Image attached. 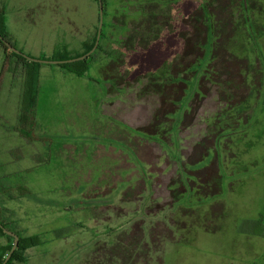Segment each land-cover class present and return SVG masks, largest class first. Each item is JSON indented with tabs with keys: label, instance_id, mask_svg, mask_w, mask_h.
<instances>
[{
	"label": "rangeland",
	"instance_id": "374dc122",
	"mask_svg": "<svg viewBox=\"0 0 264 264\" xmlns=\"http://www.w3.org/2000/svg\"><path fill=\"white\" fill-rule=\"evenodd\" d=\"M168 1L107 0L102 48L113 56L93 58L86 75L42 65L32 140L20 132L23 79L0 78V192L19 196L3 190L17 183L30 191L0 202V215L43 240L16 264H91L117 238L143 240L152 264H264V238L252 232L264 214V0L221 2L232 15L226 46L240 65L238 92L215 85L225 76L206 62L208 76L191 80L174 118L161 122L169 107L154 117L162 104L160 79L147 77L154 70L133 77L130 63L122 69L112 58H128L122 34L125 51L141 41L158 52V13L166 8L174 19L182 4ZM0 7L16 45L34 58L76 54L98 33V0H0ZM2 60L0 51V75ZM19 137L24 154L12 152ZM137 140L151 147L149 163L135 155ZM125 247L114 250L126 258Z\"/></svg>",
	"mask_w": 264,
	"mask_h": 264
},
{
	"label": "trees",
	"instance_id": "16d2710c",
	"mask_svg": "<svg viewBox=\"0 0 264 264\" xmlns=\"http://www.w3.org/2000/svg\"><path fill=\"white\" fill-rule=\"evenodd\" d=\"M174 1L182 3L181 6L177 8L174 19L168 20V17H173V14L172 12H165V8L158 13V16H162V18L156 20V23H154L160 31L158 36L160 37L159 40L162 45L158 52L153 51V48H151L149 44H141V41L135 44L132 50L127 46L125 51L124 47L128 40L127 36L124 37V34H122L123 38L120 40L122 45L121 53L126 56L128 55V58H120L119 60L112 58V61L121 62L120 66H122V69H125L124 65L127 64L128 59V63L131 64L130 66L134 67L132 71L133 77L146 75L148 70H154L152 72L153 74H148L147 77L151 76L160 79V94L162 99V104L155 111L154 117L156 118L161 115L166 106L169 107V110L164 112L163 119H159L161 122H167V118L168 120L174 118V113L179 110L180 101L185 97V93L187 92L185 86H189L191 80H193V83L195 81H199L200 83L203 78L208 76L210 70L207 68V65H205L206 62H216V65L211 63L213 67L210 72L211 74L216 76L222 74V77L225 76L226 80L219 79L218 81L215 79V85L221 86L223 82L226 86L231 88L234 93L238 92L239 86L241 85L239 84L240 65L237 60L234 59L233 52L226 46L227 37L229 38L233 31L231 25V12H225L228 7H225L224 4L221 3L222 0H170L166 2V4L168 5ZM103 6L105 16L107 13V0H103ZM224 14L227 16L226 23ZM147 20L152 19L148 18ZM225 24H227L226 27L224 26ZM104 26L105 23L103 22L99 44L89 56L84 59H77L70 62H56V64L68 72L77 76H83L89 71L90 62L96 56L101 53L113 56L111 49L108 51V49L102 48V38L105 36L103 32ZM124 30L125 29H123V31ZM149 35H151V33H146L145 36L141 33L140 38L144 37L147 39ZM153 35L155 34L153 33ZM0 36V51L3 55L0 78L5 73H11L15 78L19 77L23 79L24 92L22 96L23 109L20 119V132L26 139L32 140L34 139V132L37 130L34 116L40 93V71L42 65L48 62L29 59L28 55L24 54L16 45L14 35H12L7 28L5 8L3 7H0ZM96 39L97 32L81 43V51L76 54L68 55L66 52L59 53L57 51L53 54V57L47 58L41 56L39 59L64 60L84 55L91 51L96 43ZM207 44H209V48L207 47L208 49L206 48ZM12 47L17 48V50ZM66 48L67 47L64 45V50H66ZM148 50L149 52H147ZM222 59H225L226 62L222 63ZM228 63L231 65L230 69L227 71L224 67L226 64L229 65ZM151 67L153 68L151 69ZM214 68H218L217 71H215ZM170 96L174 97V99L168 100ZM169 127H171L168 128V132L170 133L173 129V125L171 124ZM162 131L163 130H157L155 133L152 132L151 135L161 134ZM145 142L140 143L138 141L135 143L136 145L131 142V145L133 146L135 155L143 159L145 163H149L146 156L151 153V147ZM17 150L18 149H14L12 152L14 153ZM123 160V156H121V161ZM199 172L202 171L200 170ZM113 178L114 181L118 179L114 173ZM198 179L201 181L203 179L202 175H199ZM144 185H146V179L142 177L137 191H140ZM17 190L19 191V195L22 196H27L30 193L28 189H25L24 185L18 186ZM5 191H8V193L12 192L11 189ZM1 209H3V207L0 205V211ZM0 223L4 225V228L14 231L19 236L18 245L12 253L11 258L5 264L25 262L27 260L25 255L26 251L31 247L43 243L42 237L39 234L29 235L22 230H18L16 226L10 227L9 222L5 221L1 215ZM257 223L259 226H257L255 230H252L253 234H263L264 229L260 225V220ZM0 232V237L5 239L4 242L0 241V264H2L5 256H7L11 250L13 244L11 239L13 236L5 233L3 228H0ZM117 239L118 240L115 242L110 243V246L101 247L96 254L94 253L90 263L152 264L151 261L155 257L149 252L148 248L150 249V247L144 243L143 240L137 238L135 242L133 238L134 244H131L126 240ZM126 245L128 246V252H126L128 257L125 258L123 252L115 251L114 249L126 248ZM145 247L147 251L143 252ZM104 250H107V252H104Z\"/></svg>",
	"mask_w": 264,
	"mask_h": 264
},
{
	"label": "water",
	"instance_id": "95a60500",
	"mask_svg": "<svg viewBox=\"0 0 264 264\" xmlns=\"http://www.w3.org/2000/svg\"><path fill=\"white\" fill-rule=\"evenodd\" d=\"M98 1H99L100 20H99V27H98V33H97L96 43H95L94 47L91 49V51L87 52L84 55H81V56H78V57H74V58H70V59H64V60L39 59V58H34V57H31V56H28L29 59L35 60V61L48 62V63H54V62L55 63L56 62L57 63H63V62L74 61V60H77V59H84L87 56H89L97 48V46L99 44V40H100V36H101V31H102V26H103V20H104L103 0H98ZM12 48L15 49V50H17V48H15V47H12ZM0 226L3 227V225H1V224H0ZM4 231H5V233H7L9 235H12L15 240H14V243H13V246H12L10 252L7 254V256L5 257V259H4V261H3L2 264H5L8 261V259L10 258V256L12 255V253L14 252V250L17 247L18 242H19V236L15 232H13V231H11L9 229H6V228H4Z\"/></svg>",
	"mask_w": 264,
	"mask_h": 264
},
{
	"label": "crops",
	"instance_id": "0c3cea01",
	"mask_svg": "<svg viewBox=\"0 0 264 264\" xmlns=\"http://www.w3.org/2000/svg\"><path fill=\"white\" fill-rule=\"evenodd\" d=\"M123 29H124V28H123ZM82 42H83V41L80 42V45H81ZM65 46H66V45H65ZM56 52H57V51H56ZM58 52H59V51H58ZM59 53H60V52H59ZM103 55H104L103 53L100 54V56H103ZM2 59H3V55H2ZM2 61H3V60H2ZM8 139H9V138H8ZM12 140H13V139H12ZM25 143H26L25 140H22V139L19 137V138L17 139V144L15 145L17 149L20 148L19 150L22 151V154H24L23 149H25V146H26ZM10 153H11V151H10ZM15 154H16V153H15ZM15 154H14V155H15ZM14 155H13V157H10V159L13 160L12 163H14L15 158L18 159L17 156H16V155L14 156ZM24 156H25V155H24ZM15 162H16V161H15ZM7 164H10V163L7 161ZM26 182H28V181H26ZM22 185H23V184H21V183H19V184L17 183L15 187L4 188L3 190H4L5 193H7L5 190L11 189V188H17L18 186H22ZM12 186H13V185H12ZM3 194H4V193H1V192H0V202H6V201H7L6 204H7L8 202L14 200V198L20 199L19 197H23L22 195L15 196V195H11V194H10V196H9V198H8V197H6L7 195L4 196ZM5 200H6V201H5ZM8 200H9V201H8ZM13 221L16 222V220H13ZM16 223H17V222H16ZM21 230H22L23 232H25L26 234H29V235H30V233H27V232H28V231H27L28 229H26V227L21 228ZM28 250H29V249H28ZM28 250H27V251H28Z\"/></svg>",
	"mask_w": 264,
	"mask_h": 264
},
{
	"label": "flooded vegetation",
	"instance_id": "af4514ba",
	"mask_svg": "<svg viewBox=\"0 0 264 264\" xmlns=\"http://www.w3.org/2000/svg\"><path fill=\"white\" fill-rule=\"evenodd\" d=\"M127 57H128V55H127ZM127 66H128V70H129V63H128V59H127ZM207 168V167H206ZM260 220V225H261V227H263V229H264V214L261 216V217H259L258 218V221ZM1 225H3L2 223H0ZM3 227H4V225H3ZM3 227H1L0 226V228H3ZM7 229V228H6ZM3 230H4V228H3ZM12 231V230H11ZM5 232V231H4ZM14 232V231H13ZM145 235V231H143V234H142V236H144ZM256 235V234H255ZM12 236V235H11ZM260 236L261 237H263L264 238V233L263 234H260ZM112 242H114V240L112 241Z\"/></svg>",
	"mask_w": 264,
	"mask_h": 264
}]
</instances>
